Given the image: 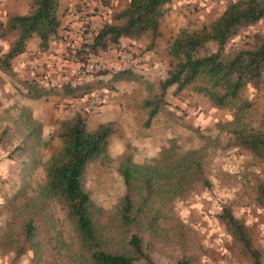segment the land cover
I'll list each match as a JSON object with an SVG mask.
<instances>
[{
	"label": "trees",
	"instance_id": "obj_1",
	"mask_svg": "<svg viewBox=\"0 0 264 264\" xmlns=\"http://www.w3.org/2000/svg\"><path fill=\"white\" fill-rule=\"evenodd\" d=\"M101 1L109 6L108 0ZM171 2L128 0L123 9L109 12L110 21L104 11L103 24L94 37L93 48L98 52L111 46L118 51L126 47L122 39L145 37L148 42L144 51L153 50ZM59 8L60 0H29L26 13L0 21V39L15 35L14 41L0 53L2 72L15 75L13 59L27 51L32 39H39V49L44 51L50 41L63 38ZM262 21L264 0H229L200 30L182 29L171 36L167 53L173 59L172 67L156 85L143 80L133 69L106 70L96 76L109 74L107 80H88L74 85H42V79L35 77L20 84L25 89L24 96L30 99L60 93L81 98L103 86L112 87L113 82L142 81L148 92L140 104L148 115L145 125L168 105L165 95L170 87L174 88L175 96L183 91L202 95L213 107L229 114V118L216 123L218 129L227 130L230 135L223 147L241 148L257 164H262L264 130L245 124L253 103L244 98L243 92L248 86L260 89L263 85L264 32L255 31L247 44L231 47L244 29ZM72 51L84 61L81 50L74 48ZM30 119L26 116L28 126L22 132L23 144L17 145L9 157L16 151L25 153V148L29 149L33 170L40 165L37 147L43 140L40 125ZM57 123L56 137L61 147L42 165L44 179L32 178L22 191L15 192L4 204L6 216L17 220L7 223L0 243L12 250L15 257L30 252V264H157L152 256V242L144 237L155 235L161 242V237L165 238L171 230L162 228L161 224L176 219V203L187 201L195 188L210 185L205 176L204 155L209 137L202 134L201 128L189 125L187 127L205 141L201 148L181 151L171 139L148 162L135 163L130 154L123 155L118 173L125 191L117 203L105 208L93 200L86 188V176L90 164L106 158L109 140L115 131L114 123L104 122L90 129L85 116L78 112ZM9 132L10 127H6L1 134ZM258 194L264 197V184L258 185ZM56 205L65 211L68 229L59 225ZM216 218L240 253L249 258L250 264H263V255L253 243L250 226L234 214L231 206H222ZM177 230L180 232L182 228ZM189 263V259H178L175 264Z\"/></svg>",
	"mask_w": 264,
	"mask_h": 264
},
{
	"label": "rangeland",
	"instance_id": "obj_2",
	"mask_svg": "<svg viewBox=\"0 0 264 264\" xmlns=\"http://www.w3.org/2000/svg\"><path fill=\"white\" fill-rule=\"evenodd\" d=\"M228 1L225 0V4ZM187 6H184L180 11L182 13L186 11L184 19L188 20V24L192 26L188 27L187 25L182 29L200 30L203 24L214 19L224 9L225 5L219 4L216 10L212 12L210 19L201 24V28L197 25L198 15L194 14L197 8L195 7L192 11H189ZM255 31L264 32L263 21L244 29L241 36L233 40L231 47L247 44L251 41V36ZM14 39L15 35L13 34L0 39V53L5 51ZM36 40L37 38H34L31 42ZM20 57H22V54L13 59L14 76H9L0 70V237L4 233L7 223L17 220L6 216L4 204L15 192L22 191L32 178L40 181L44 179L42 165L61 147V142L56 137L58 130L57 121L70 119L74 116L65 118V116L59 115L49 121V119H45L46 116L42 115L41 111L37 112L36 106H32L31 103L48 97L37 99L25 97L23 94L25 89L22 88L20 82L33 77L44 79V75L37 71V67L30 68L29 65H25L20 70L16 63V60ZM171 67L172 64L170 63V69ZM161 79H158L153 84L156 85ZM41 83L44 85V82ZM149 83L152 82L149 81ZM173 92L174 88L170 87L167 90L165 98L168 101V105L164 111L157 113L161 114L162 123L165 125L160 126L157 124L152 130L155 134L161 132L164 135L166 132L170 136L161 145L160 149L163 146H167L169 141L173 139L180 147V150L185 151L201 148L205 144V141L187 126L191 125L201 128L202 134L209 137L204 155L206 160L205 176L210 181V185L206 188L201 186L195 188L194 193L187 201L176 203V219H170L169 222L161 224L162 228L171 229L165 238L161 237V242L157 241L156 236L151 234H146L144 238L152 242V256L157 264H175L178 259H189V264H208L206 260L209 258L208 255L210 253L213 261H216L212 264H238L239 262H245L249 258L240 253L238 246L234 243L231 236L226 234L224 226L216 218V214L222 206H231L234 214L250 226L254 245H262L261 240L264 239L259 233L257 221L260 220L258 216L264 212V197L258 194V185L264 184V163L257 164L250 154L241 148L223 147L228 143L230 135L227 130L218 129L216 123L220 119L229 118L227 111L212 106L215 109V118L206 116L204 121H196L198 107L190 99L194 94L183 91L178 96H175ZM53 96L60 99L68 97L61 93L49 97ZM243 96L253 103L244 120L245 124L264 130V81L260 89L248 86L244 90ZM61 104L63 107L66 103L61 102ZM21 112L23 114H20ZM82 115L85 116L87 122L86 114L83 113ZM26 116H28L29 120H31V117L32 120H35L40 125L43 140V143L37 147V158L40 165L33 170H31L32 158L30 157L29 149L26 150L25 148V153L16 151L12 157H9L11 151L22 143V132L24 133V129L28 126L25 122ZM214 120L216 121L214 122ZM149 125H145L144 130ZM6 127H10L11 132L2 136L1 132ZM88 127L93 129L89 125ZM136 132L140 134L141 129H137ZM137 150L138 148L134 147L133 151L130 149L131 152L115 157L114 153H110L107 149V156L103 162L96 161L89 165L86 176V188L90 191L96 204L109 208L117 203L123 195L125 185L118 173L119 162L123 155L130 154L133 162L144 163L156 157L160 152L159 150L154 155H147L145 151L139 152ZM56 217L60 220L59 225L68 229L69 224L65 219V211L60 205H56ZM170 223L175 228H172L169 225ZM179 228H182L180 232L177 230ZM181 233L182 235L179 236ZM30 255V252H25L20 257H15V253L12 250L0 243V264H30ZM235 257H238L239 262ZM137 264L144 263L140 262Z\"/></svg>",
	"mask_w": 264,
	"mask_h": 264
},
{
	"label": "crops",
	"instance_id": "obj_3",
	"mask_svg": "<svg viewBox=\"0 0 264 264\" xmlns=\"http://www.w3.org/2000/svg\"><path fill=\"white\" fill-rule=\"evenodd\" d=\"M28 1L29 0H0V21H5L7 17L12 14L26 13L28 10ZM81 1L84 0H60V33L63 38L50 41L49 47L44 51H40L39 49V39L34 42L30 41L27 51L22 54V57L16 60L20 70H22L25 65H29L30 68L37 67V71L44 75V79H42L44 85H74L75 83H83L88 80L108 79L109 74L100 76L88 75L86 77L78 76L76 74L78 64L64 59L62 56L64 51V37L76 26L73 22L74 18L69 12V8L71 5ZM108 1L109 6L105 8L106 16H104L110 21L109 12L123 9L128 0ZM218 3L220 5H226L225 0H172L169 6L170 8L173 6V8H169L166 12L160 27L161 35L155 42V48L151 51H144L148 42L145 37L138 40L122 39V45L134 50L139 57L140 64L137 69H134L136 73L142 76L143 80L152 83H155L158 79L164 78L170 69L172 60L167 54L168 40L185 26H192L188 24V20L186 21V19H184V13H186V11L182 13L180 9L188 5L189 11H192L196 7L198 11L196 10L194 14L198 15L197 25L201 28V24L207 19H210L212 12L215 11L219 5ZM113 23L117 24L118 22L114 21ZM109 62L114 65L118 64L115 56H110ZM95 95H100L101 103L94 111H88L87 103ZM147 96L148 92L144 82L136 80L119 81L113 82L112 87L103 86L94 93L87 94L81 98L67 97L60 99L53 96L35 100L31 105L36 106L37 112L41 111V114L45 115V119H49V121H52L54 117L59 115L69 118L78 112L86 114L87 123L92 128H96L100 123L113 122L115 125V132L110 137L108 151L114 153L115 157H120L124 153L131 152L130 149L133 151L134 147H137V151L139 152L145 151L147 155H154L160 150L161 145H163L170 136L166 132L164 135L161 132L155 134L152 130L157 124L160 126L164 124L162 123L163 118L161 114H156L149 127L144 130L148 115L147 112L140 107V104ZM190 99L196 104L195 106L198 107L196 121H204L206 116H213L215 118V109L206 97L194 95ZM61 102H65L66 104L62 107ZM215 121L216 120H214V122ZM139 128L141 129L140 134L136 132ZM258 218L260 219L257 221L259 233L264 239V212H262ZM263 241L264 240H261V246L256 247L263 255L264 264ZM211 255L210 253L208 255L209 258L206 260L208 264L216 262L213 261ZM235 259L239 262L238 257H235ZM238 264H250V260H246L242 263L239 262Z\"/></svg>",
	"mask_w": 264,
	"mask_h": 264
},
{
	"label": "built area",
	"instance_id": "obj_4",
	"mask_svg": "<svg viewBox=\"0 0 264 264\" xmlns=\"http://www.w3.org/2000/svg\"><path fill=\"white\" fill-rule=\"evenodd\" d=\"M106 6L101 0H84L71 5V13L75 27L64 37L63 58L74 63H80L76 74L80 77L95 76L103 71H116L120 69H137L140 60L134 50L124 47L115 51L111 46L96 51L93 48L94 37L103 24V13ZM77 48L83 53L84 61L72 50ZM115 56L118 64H110L109 57ZM101 103L100 95H95L87 103V109L94 111Z\"/></svg>",
	"mask_w": 264,
	"mask_h": 264
}]
</instances>
